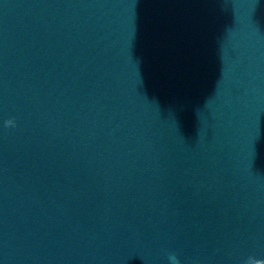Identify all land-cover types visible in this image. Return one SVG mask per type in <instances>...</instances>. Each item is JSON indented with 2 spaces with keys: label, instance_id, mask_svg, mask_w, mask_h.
Returning <instances> with one entry per match:
<instances>
[{
  "label": "water",
  "instance_id": "1",
  "mask_svg": "<svg viewBox=\"0 0 264 264\" xmlns=\"http://www.w3.org/2000/svg\"><path fill=\"white\" fill-rule=\"evenodd\" d=\"M262 257L264 0H0V264Z\"/></svg>",
  "mask_w": 264,
  "mask_h": 264
},
{
  "label": "clouds",
  "instance_id": "2",
  "mask_svg": "<svg viewBox=\"0 0 264 264\" xmlns=\"http://www.w3.org/2000/svg\"><path fill=\"white\" fill-rule=\"evenodd\" d=\"M12 126H14V122L12 120L5 121V127H12ZM170 259L174 261L176 258L175 256H172L170 257Z\"/></svg>",
  "mask_w": 264,
  "mask_h": 264
},
{
  "label": "snow or ice",
  "instance_id": "3",
  "mask_svg": "<svg viewBox=\"0 0 264 264\" xmlns=\"http://www.w3.org/2000/svg\"><path fill=\"white\" fill-rule=\"evenodd\" d=\"M262 259H264V257H262Z\"/></svg>",
  "mask_w": 264,
  "mask_h": 264
}]
</instances>
